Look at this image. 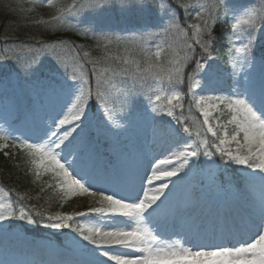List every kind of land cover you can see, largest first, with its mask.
Wrapping results in <instances>:
<instances>
[{"label": "snow or ice", "instance_id": "1", "mask_svg": "<svg viewBox=\"0 0 264 264\" xmlns=\"http://www.w3.org/2000/svg\"><path fill=\"white\" fill-rule=\"evenodd\" d=\"M38 6L55 11L31 22L56 35L51 42L12 41L5 47L12 57L0 60L15 59L27 76L39 56L52 57L53 75L36 82L50 111L21 135L0 129V150L27 157L39 191L33 197L0 187V238L22 221L63 234L66 243L60 258L48 261L12 259L0 250V264H264V0L242 6L233 0H31L20 11ZM115 7L141 13L134 29H122L125 35L103 31L104 13ZM69 32L90 36L99 54L67 39ZM221 42L229 63L226 90L216 66ZM138 102L164 132L159 148L150 157L121 154L109 162L96 136L123 127L117 104L131 117ZM95 109L100 125L93 129ZM201 156L206 170L198 167ZM233 164L241 166L242 185L228 178L231 207L195 215L209 201L183 186L201 172L218 184L219 170ZM49 191L57 195L56 211L25 202ZM73 197L98 206L64 210ZM193 233L220 242L196 243ZM38 247L53 252L50 243Z\"/></svg>", "mask_w": 264, "mask_h": 264}, {"label": "trees", "instance_id": "2", "mask_svg": "<svg viewBox=\"0 0 264 264\" xmlns=\"http://www.w3.org/2000/svg\"><path fill=\"white\" fill-rule=\"evenodd\" d=\"M70 2V0H69ZM86 3L87 0H84ZM255 2V0H233V3L237 6L242 5H249L251 3ZM31 7V3L26 0H0V34L1 31L4 32L3 29H5L13 20L16 15L11 18V12L9 10L16 9L17 14V20H13V23L15 25V33H5L7 35H17L18 38H21L20 41H27L29 43L32 42V38L35 37L36 40H47L48 42H51L50 39H48L51 36L56 35V33L52 32L46 25L40 24L37 25L35 23H32L31 21H35L37 19H48L51 14L54 13V9H50L44 6H38L34 12H28V11H20L21 8L28 9ZM99 11V10H97ZM128 14H124L123 10L118 12L115 8H112L104 13V18L109 21V26L104 28L103 31L105 32H115L119 35H125L127 33L121 32L118 27H114V24L117 22H121L126 17H137V19L141 16V13L136 9H130V11H127ZM11 18V19H10ZM10 19V20H9ZM130 24L136 26V21L129 22ZM115 28L112 30H109L107 28ZM67 39H70L72 41H75L76 43H83L87 45V49L92 51L93 55H98L99 52L95 49L96 41L93 40L90 36L89 37H82L78 33L69 32L66 36ZM216 53L217 56L216 60V66H219L220 68H225L226 70L229 68V63L227 61V57L224 55L225 47L223 42L216 45ZM0 53L4 54L3 50H0ZM0 54V56H4ZM257 55H259V51L257 52ZM47 54H42L38 57V59L41 61L38 66L35 69V73L38 72H51L54 70V61L53 59L48 57ZM4 63L3 69L6 72H15L21 79V81L25 82V85L27 86V89L30 87V81H31V75H25L22 73L16 62L8 61V60H0V75L3 74L2 70V64ZM187 104V101H186ZM188 113H186L187 115ZM193 117H199V113L193 109V112L191 114ZM202 119V117H200ZM199 121H197V125H190V127H193V131L196 130V127L198 126ZM201 130L202 136L204 135L203 129ZM209 142H212V137L210 134H208ZM21 155V154H20ZM23 155V154H22ZM24 156V155H23ZM19 160L17 158H14L13 160H10L8 158H5L2 153H0V177L6 182V184L16 191H19L21 193H27L30 196L35 197L36 193L39 191V188L37 185H34L31 183L32 176L31 173L28 172L29 166H27L26 162L27 158L19 156ZM203 157V156H202ZM198 167L201 168L202 165L199 162ZM231 170H233V165L230 167ZM229 177H233L234 174L228 175ZM45 180H48L49 178H45ZM227 180H224V183H226ZM34 203H43L45 207L47 205L50 206V208L58 209V198H55V194L52 192H45L41 195V198L39 200L33 199ZM66 208L64 210H71L76 208L75 202L72 200H69L68 203L65 205Z\"/></svg>", "mask_w": 264, "mask_h": 264}, {"label": "rangeland", "instance_id": "3", "mask_svg": "<svg viewBox=\"0 0 264 264\" xmlns=\"http://www.w3.org/2000/svg\"><path fill=\"white\" fill-rule=\"evenodd\" d=\"M221 82H223L222 79H220V83ZM209 94H212V93H209ZM10 101L13 102V100H10ZM7 103L8 102L3 103V105H2L3 109H2V111H0V129L4 130V128H6V127L10 128V129H21L25 124L31 123V114L32 113L29 112L26 116H20V118L17 117V113L14 114V111L16 110V107L18 106V104L21 103V100H16L15 104H12L9 107H6ZM19 106L22 107L21 105H19ZM126 123H127V121H123V126ZM122 129H124V127ZM132 130H133V128H132ZM154 136H155L154 138L159 140L158 138L163 137L164 133L162 131H160L159 133L155 134ZM147 137L150 138V136L148 134H147ZM152 154H153V152L150 154V156ZM13 241L15 242L14 243L15 245L18 244V246H22V243H23L22 238H18L16 236H14ZM18 246H16V247H18Z\"/></svg>", "mask_w": 264, "mask_h": 264}]
</instances>
